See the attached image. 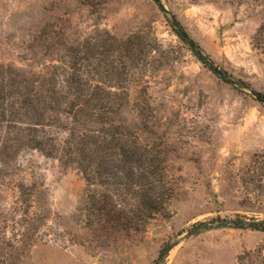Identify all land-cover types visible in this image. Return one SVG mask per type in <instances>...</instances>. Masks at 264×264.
<instances>
[{
  "label": "rangeland",
  "instance_id": "rangeland-1",
  "mask_svg": "<svg viewBox=\"0 0 264 264\" xmlns=\"http://www.w3.org/2000/svg\"><path fill=\"white\" fill-rule=\"evenodd\" d=\"M106 32L143 42L110 77L122 104L106 121L158 152L165 214L104 239L77 168L0 142V264H262L264 0H0V65L49 71L64 41ZM77 117L48 111L37 129L58 141L93 127Z\"/></svg>",
  "mask_w": 264,
  "mask_h": 264
},
{
  "label": "trees",
  "instance_id": "trees-1",
  "mask_svg": "<svg viewBox=\"0 0 264 264\" xmlns=\"http://www.w3.org/2000/svg\"><path fill=\"white\" fill-rule=\"evenodd\" d=\"M143 48L139 38L106 32L64 41L63 58L49 71L29 75L0 65L3 149L29 145L77 168L87 186L85 224L104 239L142 231L149 219L165 214L173 194L158 152L138 144L125 126L106 121L122 104L121 95L111 90L117 83L110 77L124 74L125 58L137 64ZM48 111L72 112L75 121L87 115L94 125L69 130L67 138L56 141L37 129ZM251 228L264 231L262 223Z\"/></svg>",
  "mask_w": 264,
  "mask_h": 264
}]
</instances>
